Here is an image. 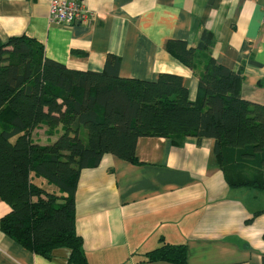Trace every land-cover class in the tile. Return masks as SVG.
I'll return each mask as SVG.
<instances>
[{
    "label": "crops",
    "instance_id": "obj_1",
    "mask_svg": "<svg viewBox=\"0 0 264 264\" xmlns=\"http://www.w3.org/2000/svg\"><path fill=\"white\" fill-rule=\"evenodd\" d=\"M79 1L88 10L86 21L60 26L49 22V0H0V39H33L46 58L81 71L101 72L108 55H116L120 77L180 76L194 102L198 71L164 45L180 40L195 48L206 30L216 62L242 70L241 98L264 106V0ZM38 127L31 140L39 145L62 133L57 127L47 135L45 125ZM213 147L212 139L140 138L136 163L104 154L97 167L82 170L76 232L88 264H171L145 259L160 239L186 246L184 264H264V193L230 187ZM9 211L0 199V219ZM68 256L58 249L45 259L0 231V264H67Z\"/></svg>",
    "mask_w": 264,
    "mask_h": 264
},
{
    "label": "trees",
    "instance_id": "obj_2",
    "mask_svg": "<svg viewBox=\"0 0 264 264\" xmlns=\"http://www.w3.org/2000/svg\"><path fill=\"white\" fill-rule=\"evenodd\" d=\"M213 44L203 30L195 48L180 40L164 45L198 71V98L190 102L177 75L123 78L116 55H108L101 72L69 69L46 58L33 39H0V199L10 208L0 219L4 236L45 259L66 249L67 264H88L76 232L80 173L97 167L104 154L136 163L140 138L212 139L227 184L264 193V106L241 98L242 70L217 63ZM40 125L47 135L57 127L62 133L51 144H36L31 135ZM186 258L185 245L162 239L145 254L148 262Z\"/></svg>",
    "mask_w": 264,
    "mask_h": 264
},
{
    "label": "built area",
    "instance_id": "obj_3",
    "mask_svg": "<svg viewBox=\"0 0 264 264\" xmlns=\"http://www.w3.org/2000/svg\"><path fill=\"white\" fill-rule=\"evenodd\" d=\"M87 13L85 5L79 0H49L48 19L52 24L60 26L80 24L86 21Z\"/></svg>",
    "mask_w": 264,
    "mask_h": 264
},
{
    "label": "rangeland",
    "instance_id": "obj_4",
    "mask_svg": "<svg viewBox=\"0 0 264 264\" xmlns=\"http://www.w3.org/2000/svg\"><path fill=\"white\" fill-rule=\"evenodd\" d=\"M36 130H38L37 128H36ZM37 133H39V132H37ZM100 163V162H99Z\"/></svg>",
    "mask_w": 264,
    "mask_h": 264
}]
</instances>
